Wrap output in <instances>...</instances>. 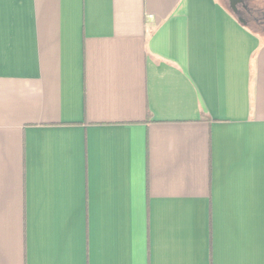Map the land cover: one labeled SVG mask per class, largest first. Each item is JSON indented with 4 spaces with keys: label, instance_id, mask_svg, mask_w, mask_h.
Masks as SVG:
<instances>
[{
    "label": "crops",
    "instance_id": "0c3cea01",
    "mask_svg": "<svg viewBox=\"0 0 264 264\" xmlns=\"http://www.w3.org/2000/svg\"><path fill=\"white\" fill-rule=\"evenodd\" d=\"M229 3L0 0V264H264V35Z\"/></svg>",
    "mask_w": 264,
    "mask_h": 264
},
{
    "label": "rangeland",
    "instance_id": "374dc122",
    "mask_svg": "<svg viewBox=\"0 0 264 264\" xmlns=\"http://www.w3.org/2000/svg\"><path fill=\"white\" fill-rule=\"evenodd\" d=\"M226 3V5L231 9L229 0H222ZM246 6L249 8L248 11H245L244 9L240 8L238 14V17H243L246 19H252L259 20L260 26L254 27L258 33L264 35V1L259 0H243ZM235 15V14H234Z\"/></svg>",
    "mask_w": 264,
    "mask_h": 264
},
{
    "label": "water",
    "instance_id": "95a60500",
    "mask_svg": "<svg viewBox=\"0 0 264 264\" xmlns=\"http://www.w3.org/2000/svg\"><path fill=\"white\" fill-rule=\"evenodd\" d=\"M241 2V0H231V5L234 11H237V5ZM242 20V19H240ZM243 21V20H242Z\"/></svg>",
    "mask_w": 264,
    "mask_h": 264
},
{
    "label": "flooded vegetation",
    "instance_id": "af4514ba",
    "mask_svg": "<svg viewBox=\"0 0 264 264\" xmlns=\"http://www.w3.org/2000/svg\"><path fill=\"white\" fill-rule=\"evenodd\" d=\"M239 7H241L240 5H237V10H238V12H239ZM240 17V16H239Z\"/></svg>",
    "mask_w": 264,
    "mask_h": 264
}]
</instances>
